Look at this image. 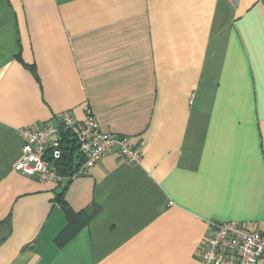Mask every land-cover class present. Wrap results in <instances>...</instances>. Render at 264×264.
<instances>
[{"label": "crops", "instance_id": "obj_1", "mask_svg": "<svg viewBox=\"0 0 264 264\" xmlns=\"http://www.w3.org/2000/svg\"><path fill=\"white\" fill-rule=\"evenodd\" d=\"M86 109L142 158L69 183L61 241L18 131ZM211 221L264 232V0H0V264H196Z\"/></svg>", "mask_w": 264, "mask_h": 264}, {"label": "built area", "instance_id": "obj_2", "mask_svg": "<svg viewBox=\"0 0 264 264\" xmlns=\"http://www.w3.org/2000/svg\"><path fill=\"white\" fill-rule=\"evenodd\" d=\"M18 133L22 144L14 170L55 187L87 175L105 155L114 153L130 165L139 164L142 158L141 141L101 131L90 109L85 110L81 121L65 110L54 124L45 122ZM67 136L74 139L81 164L70 174H61L55 165L62 157L61 139ZM209 225L210 234L199 248L196 264H264V232L230 221H211Z\"/></svg>", "mask_w": 264, "mask_h": 264}, {"label": "trees", "instance_id": "obj_3", "mask_svg": "<svg viewBox=\"0 0 264 264\" xmlns=\"http://www.w3.org/2000/svg\"><path fill=\"white\" fill-rule=\"evenodd\" d=\"M30 69L33 72L35 70L32 68V66L30 67ZM61 145L62 157L55 166H57V172L61 174H68L69 171L73 170L77 165L81 164V158L79 157V154L77 152V145L75 144L73 138H70L69 136L62 137ZM73 159L77 161H74V164ZM69 183L70 182H67L64 186L56 187L57 191L53 199V201L60 207L67 220L66 228L57 237L61 241H66L67 239L75 235L81 228L86 226L94 216H96V213L98 211V207L92 205L85 209L82 208V210L79 212H72V210L64 200V194Z\"/></svg>", "mask_w": 264, "mask_h": 264}]
</instances>
